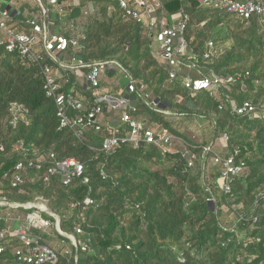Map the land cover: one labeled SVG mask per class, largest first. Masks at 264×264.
I'll list each match as a JSON object with an SVG mask.
<instances>
[{
	"label": "trees",
	"instance_id": "16d2710c",
	"mask_svg": "<svg viewBox=\"0 0 264 264\" xmlns=\"http://www.w3.org/2000/svg\"><path fill=\"white\" fill-rule=\"evenodd\" d=\"M10 1L1 0L0 12ZM68 1L59 0L60 5H50V10L52 30L65 33L63 26L71 19L81 26L80 47H70L71 57L87 63L115 60L99 91L133 99L150 126L184 144L182 149L163 152L145 142L138 147L126 143L107 152L102 148L104 138L123 125L115 110L106 112L104 119L112 123L102 132L90 128L78 138L61 125L55 102L46 95L42 68L55 64L43 45L38 43L34 49L43 56L37 62L19 49L9 52L0 44V143L6 146L0 155V174L10 171L13 176L15 165L25 158L15 145L23 142L33 158L51 153L58 159L76 158L89 178L88 183L77 179L64 185L58 176L45 181L43 173L34 169L26 172L17 187L2 180L10 200L48 199L60 217L62 231L76 235L78 252L55 229H31L57 250L68 244L58 250L55 264H264V121L231 111L232 104L246 100L264 103V11L244 19L214 6L203 7L198 0H164L169 14L183 8L190 15L185 59L203 67L204 74L211 69L230 79L218 89L191 92L181 82L168 81L169 68L155 56L150 31L119 10L108 16V5L114 0H76L73 7H67ZM89 2L100 7L103 17L79 20L81 8ZM37 11L34 0H15L9 26L31 34L28 18ZM0 35L4 36L1 30ZM209 41L218 53L205 58L211 50ZM60 70V90L71 92L88 111L96 96L77 83L74 73ZM124 73L132 75L140 88L144 84L140 91L156 103L154 108L138 93L124 90ZM13 103L26 109L15 123ZM188 123L196 129L187 127ZM225 134L229 139L223 147L218 144ZM215 154L235 155L236 162L246 167L230 193L220 183L222 164L213 165L207 173L208 159ZM31 212L23 217L29 218ZM82 244L90 250L82 251ZM18 245L16 237L0 238V264H26L15 255Z\"/></svg>",
	"mask_w": 264,
	"mask_h": 264
},
{
	"label": "built area",
	"instance_id": "2783aa9c",
	"mask_svg": "<svg viewBox=\"0 0 264 264\" xmlns=\"http://www.w3.org/2000/svg\"><path fill=\"white\" fill-rule=\"evenodd\" d=\"M37 3L38 11L28 18V23L32 26L33 32H18L9 26L12 20L10 10L4 9L0 12V30L4 36L0 35V44H4L9 52L16 49L23 55H28L35 61H40L43 56L36 54L34 49L39 43L43 45L45 53L51 58L55 65L46 64L43 68L45 78L46 95L52 98L56 106V114L60 123L68 127L78 138H82L85 132L92 128L96 132H102L105 125L110 122L105 118L109 110L118 111V121L123 125L115 129V133L106 136L103 140L102 148L107 152H112L121 144L131 143L138 147L141 142L157 145L163 152L176 150L180 139L173 135L161 131V128L150 126L149 123L140 114L139 104L131 98L123 95L114 96L108 93H101L99 88L102 79L109 70L116 66L115 60H101L87 63L83 59H76L69 54L70 47L77 50L80 47V39L83 37L81 29L77 30V24L74 19L68 24L65 33L52 30L50 5H60L59 0H34ZM76 0L67 2V7H73ZM114 3L108 5V16L116 11H121L141 25H143L154 39L153 51L155 56L168 66V81L175 83L181 82L182 85L191 92L200 90H215L230 79H225L217 75L213 70L206 74L202 72L203 67L194 61H187L188 42L186 38V29L190 20V15L182 8L176 13L169 14L164 7V0H114ZM203 7L214 6L228 13L234 14L239 18H250L254 14H261L264 11L262 0H198ZM103 17V13L94 2H89L81 8V15L78 18H96ZM211 47L204 55L210 58L218 53L214 49V43L208 42ZM61 54H67V57L60 59ZM65 69L74 73L77 78L82 76L87 82V88L96 96V103L88 111L85 105L72 95L71 92H62V82L58 77H62L61 70ZM87 69V71H86ZM194 72L199 74L194 75ZM125 91L129 93H138L145 104L151 108L156 106L141 93L138 81L130 74L124 73ZM68 82V80H66ZM13 120L15 123L22 112L26 111L24 106L19 103H13ZM166 113L170 111L163 110ZM233 114L250 119L259 118L264 121V103L255 104L251 101L234 103L231 106ZM106 120V121H105ZM126 125V127H125ZM228 135H223L219 142L223 147L227 146ZM15 148L24 154V159L19 160L15 165V173L10 176V171H4L0 174V220L4 222L0 226V238L16 237L21 245L15 247L14 252L17 258L26 264H46L48 262L55 264L59 261L60 254L55 247L42 242V237L34 233L32 228L45 229L51 231L57 230L61 235L69 238L72 244L78 249L80 245L76 240V235L68 234L62 231L60 217L50 208L48 199L43 196H37L31 201L10 200L2 189V180H10L12 185L17 187L24 181V175L30 170L36 169V173L42 172L45 181L53 176H58L64 185H70L77 179H82L84 183L89 182L85 176V165L74 157L58 159L55 153L49 155L30 157L23 142H18ZM211 146L206 149V155L210 152ZM6 152V146L0 143V155ZM213 165L222 164L220 172V183L225 193L232 191V184L236 178L244 175L246 167L242 163H237L235 155L222 156L215 154ZM189 165H192V160ZM2 163L0 164L1 171ZM12 210H17L14 213ZM32 211L29 218L22 215V211ZM42 213L48 214L53 218L50 220L44 218ZM23 219L26 222H23ZM76 233H82V229H76ZM82 251H89L90 246L81 245ZM2 247H0V252ZM76 261L78 255H75Z\"/></svg>",
	"mask_w": 264,
	"mask_h": 264
},
{
	"label": "rangeland",
	"instance_id": "374dc122",
	"mask_svg": "<svg viewBox=\"0 0 264 264\" xmlns=\"http://www.w3.org/2000/svg\"><path fill=\"white\" fill-rule=\"evenodd\" d=\"M78 13H79V11H78ZM72 22V20L71 21H68V22H66V24L63 26V28H64V30H67V26H68V24L69 23H71ZM76 23H77V20H76ZM78 24V23H77ZM60 25V24H59ZM66 28V29H65ZM79 29H81V26H80V24H79V26H77V30H79ZM59 30H61V29H57V31H59ZM64 58V55H62L61 57H60V59H63ZM118 74V73H117ZM117 77V76H116ZM120 80H121V78H120ZM81 81H82V79H81ZM121 81H123V82H125V78L123 77V79L121 80ZM124 84V83H123ZM125 84H126V82H125ZM124 84V85H125ZM154 126H156V125H154ZM187 127H189V128H191L192 130L193 129H196V125L195 124H192V123H188V126ZM183 141L182 140H180V141H178V143H177V149H182L183 148ZM218 145H221V143L219 142V144ZM213 157V156H212ZM212 157H210L209 159H208V164H207V173H209V168L210 167H212L213 166V158ZM207 177H208V175H207ZM26 212L27 211H22L21 213H22V215H24L25 216V214H26ZM23 222H26V220H24L23 219ZM52 231V230H51ZM50 231V232H51ZM52 235V236H51ZM50 236L51 237H54V235L53 234H51ZM61 235V234H60ZM64 244H66L65 246H66V248H68L69 246H68V244L67 243H64ZM63 244V245H64ZM63 245H60V247H58V250H61L62 249V247H63ZM63 251V250H62Z\"/></svg>",
	"mask_w": 264,
	"mask_h": 264
},
{
	"label": "crops",
	"instance_id": "0c3cea01",
	"mask_svg": "<svg viewBox=\"0 0 264 264\" xmlns=\"http://www.w3.org/2000/svg\"><path fill=\"white\" fill-rule=\"evenodd\" d=\"M0 2H1V0H0ZM14 5H15V0H11L10 3H9V6H8L6 9L10 10L11 7L14 6ZM78 16H79V15H78ZM77 18H78V17H77ZM71 20H72V19H71ZM76 20H77V19H76ZM65 29H66V28H65ZM81 79H82V81H81ZM77 83H78V84H81V85H84L85 88H87V82H86V80H85L84 77L79 76V77L77 78Z\"/></svg>",
	"mask_w": 264,
	"mask_h": 264
}]
</instances>
